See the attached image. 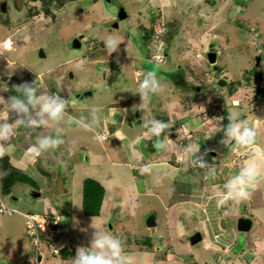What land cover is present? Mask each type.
I'll use <instances>...</instances> for the list:
<instances>
[{
    "label": "rangeland",
    "instance_id": "1",
    "mask_svg": "<svg viewBox=\"0 0 264 264\" xmlns=\"http://www.w3.org/2000/svg\"><path fill=\"white\" fill-rule=\"evenodd\" d=\"M175 1L178 4L173 0H121L128 19L119 20V29L113 24L108 30L102 27V32L96 24L113 19L118 8L108 10L111 16L107 17L103 5H117L114 0H55L50 7L53 14L48 16L42 0H0V64L10 68L6 73L11 85L2 99L8 105V100L16 99L15 91L27 96L18 90L21 76L11 69L21 61L30 66L39 61L36 74L25 75V82L35 89L31 107L36 115H40L44 94V88L38 89L33 80L39 75L42 84L54 85L60 101L70 103L62 111L82 121L76 125L71 119H60L63 128L51 131L53 126H49L46 133L38 134L31 125L22 134L18 126L17 136H26L25 145H35V168L44 172V178L50 172L48 176L54 179L49 185L45 182V188L17 182L10 196L4 197L19 213H0V264H36L31 229L20 213L51 216L50 221L63 219L64 235L55 237L56 245L60 251L75 249L71 258L55 256L41 238L37 251L43 260L39 264H73L77 248L90 247L98 231L119 239L129 264H264V0ZM21 27L23 33H15ZM7 36L16 41L10 50L2 46ZM79 36H83L82 45L75 48L73 41ZM212 47L219 53L218 71L207 58ZM254 71L260 80L253 77ZM150 72L155 75L149 76ZM145 78L155 80V90L141 87ZM219 78L227 85L218 87ZM90 91L92 96L77 98ZM48 94L52 99L51 91ZM27 104L31 105L28 99ZM139 108H143L141 118L136 116ZM103 110L107 124L100 123ZM228 120L239 125L240 133L245 128L259 133L252 140H259V149L239 143L227 132ZM158 125L164 127L156 133L153 129ZM116 131L127 142L118 140L121 147L128 146L120 155L126 159L125 166L110 163L86 168L87 153L82 149L106 152ZM101 135L107 136L105 141ZM139 135L152 141V152L146 143L143 153L142 139L129 145L134 141L130 136L137 139ZM45 138L60 143L37 151ZM81 141L86 145L80 146ZM190 146L198 150L189 154ZM110 149V160L119 159ZM205 154L209 166L199 174L192 170L193 164ZM255 159L259 172L248 196L229 195L228 185ZM13 165L26 170L25 164ZM132 165H146L145 175L137 182L141 195L131 192L137 178ZM190 172L201 179L199 187L192 185L199 181ZM2 173L0 162L1 179ZM87 178L107 184L111 193L97 217L83 212ZM70 185V196L63 194ZM150 213L157 215L155 229L146 223ZM244 216L253 219L254 225L242 234L237 223ZM198 232L202 242L191 245V236Z\"/></svg>",
    "mask_w": 264,
    "mask_h": 264
},
{
    "label": "crops",
    "instance_id": "2",
    "mask_svg": "<svg viewBox=\"0 0 264 264\" xmlns=\"http://www.w3.org/2000/svg\"><path fill=\"white\" fill-rule=\"evenodd\" d=\"M176 4H178L177 3V1H175V0H173ZM119 4H121V0H120V2H119ZM104 6V10L107 12V17L110 15L109 14V11L108 10H113L114 8H115V6L114 5H111L110 4V6H108V7H106L105 8V5H103ZM114 7V8H113ZM111 16V15H110ZM109 16V17H110ZM106 17V18H107ZM111 20H106V21H104V19L103 20H101V22L99 23V24H96L100 29H101V31L102 32H105V30H103L102 29V27H104L105 29H109V27L111 26V22L113 21V19H112V17L110 18ZM107 23H108V26H107ZM110 24V25H109ZM94 26L93 25V27H97V26ZM107 26V27H106ZM115 28V27H114ZM120 28V27H119ZM118 28V29H119ZM23 27H21V28H17L16 30H15V33H17V34H21V33H23ZM85 29H86V27H85ZM97 29V28H96ZM115 29H117V28H115ZM8 38L10 37V36H7ZM11 38V37H10ZM14 42H15V45H16V41L14 40ZM24 42V41H23ZM23 44H26V42L25 43H22L21 45H23ZM38 62L39 61H36V63H35V65H32V66H30L29 64H26V63H24L23 61H21L19 64H18V67L16 66H14V63L13 62H9V65H13L14 66V68H13V70L11 69V71H12V74H17V75H20L21 76V78H18V80H21L20 81V83H18L20 86L21 85H26V86H28V87H31L32 88V86H30V85H28V83H30V82H25L26 81V76L25 75H27V74H30L31 76H34V74H36L35 72V70H38L37 68L39 67L38 66ZM30 67H31V69H30ZM6 70H10V68H6V67H4V65H2V63L0 64V85H1V87H0V126H7L8 127V131H7V133L4 135V136H0V147H2L4 150H5V153L6 154H4V155H7V156H9L10 157V159L11 160H13L14 162H18V163H22V164H25L26 165V170H25V172L27 173V174H29V176H31L33 179H34V181L36 182V184H37V186H39V187H44L45 188V182H46V184H50L49 182H51L54 178L53 177H51L50 178V176H48V174L50 173V172H47V174L45 175L46 177V180H45V178L42 176L43 174H44V172L42 171H38L36 168H35V166H36V164H37V160H36V155H37V153L35 152V145L34 144H32V145H25V144H27L26 143V141H27V138H25L26 136H17V130H18V126H20L21 128H20V132L22 133V134H24V132H26L29 128H28V126H30L31 125V127H33V129H34V131H35V133H46L47 131H45V130H47L46 128L48 127L49 128V126H53V127H50V130L52 131H58L60 128H63V124H61L60 122V119H62V120H64V119H71V120H73V122L74 123H76V125H81L82 124V121H81V119L80 120H77L76 118H78V116H75V117H73L72 115H74L73 113L71 114L70 112L69 113H67L66 114V112L65 111H62L60 114H59V117L58 118H52V117H50L47 113H45V112H40L39 114V117L36 115V113H35V111H34V109H32V104L31 105H28L27 104V99H28V97L26 96H24L26 99H23L24 97H22L19 93H17L16 91H15V93H16V95H17V97L16 98H18V99H20L21 101H23V103H25L26 105H27V107H28V111L27 112H20V111H17L16 109H14V108H12V103L13 102H11V101H9L8 100V102H9V104L7 105L6 103H5V101L2 99V95H3V92L4 93H7V91L8 90H10V88H11V85L8 83V81L10 80L9 79V74L8 73H6ZM38 77H39V75H37L33 80H34V83H36V85L38 86V89H40V88H44V90H43V92H44V94H41V99L43 98V97H49L48 95V92L49 91H51V93L53 94L54 92L56 93V96H58V97H61L60 95H59V93H57L56 91H55V89H54V91H53V87H54V85H45L44 83L42 84L41 83V81H40V79H38ZM73 78H74V76H73ZM57 79V78H56ZM17 80V81H18ZM43 82V81H42ZM33 82H32V84H34ZM22 94H26L25 92L23 93V92H21ZM35 93V92H34ZM94 94V93H93ZM55 95V94H54ZM34 96V95H33ZM40 105V104H39ZM64 108L63 109H66L67 107H69L70 106V103L69 104H66L65 102H64ZM23 113V114H22ZM106 111H104L103 110V112H102V118H101V121H100V123L101 122H104V123H108L107 121H106ZM29 114V119H28V117H26L27 115ZM53 119V120H52ZM79 119V118H78ZM33 120H35V121H37V124H32V123H30V121H33ZM18 121H20V123H18ZM256 126H257V124H255ZM43 126H45V128L43 127ZM111 126V125H110ZM257 128V127H256ZM55 129V130H54ZM13 134H14V139H12V136H13ZM26 134V133H25ZM119 135H121L120 134V131H116L115 132V134L113 135V140H112V142L110 141V144L109 145H107V146H105V148L104 149H106L107 151L106 152H97V153H95V152H93L90 148H88L87 146L84 148V149H82V151H84V153H87V155H86V168L87 167H93V165H102V166H106V165H108V164H112V165H114V166H122V165H124L125 166V164H126V159H124L123 157H121L120 155H122V149H125V148H127L128 146L126 145V144H124V147L122 146L121 147V144H119L118 143V140L119 139H122V141H123V143H127V142H125L124 141V139H123V137H119ZM103 136L104 135H101L100 136V139H101V141H105L104 139H103ZM256 136H258V137H260V134L258 133V135H256ZM130 137H133L134 138V141L133 142H130V144L129 145H132L133 146V144L135 143V142H137L138 141V139L140 140V138H141V136L139 135L138 136V138L137 139H135L136 137H134V136H130ZM15 138L17 139V140H15ZM41 139V138H40ZM83 140V139H82ZM107 140V139H106ZM25 141V142H24ZM258 139H257V141L256 142H251L250 144H248L252 149L253 148H255V147H257L258 149H259V147H258ZM40 142V141H39ZM139 142V141H138ZM233 142V141H232ZM82 143H84V142H82L81 141V143H80V146H81V144ZM114 143L115 144H118V147L116 146V145H114ZM122 143V144H123ZM36 144V143H35ZM85 144V143H84ZM138 144V143H137ZM86 145V144H85ZM110 148H113L112 149V151H114L115 153H117L119 156H120V158L118 159H116V160H110V156L112 155V153H111V149ZM147 148V147H146ZM150 149V151L152 152V150H153V148L152 147H150L149 148ZM118 151H119V153H118ZM69 156H71L72 154H68ZM38 157V156H37ZM2 157H0V159H1ZM257 159V158H256ZM255 159V161H256V165L258 166V161ZM263 160H264V158H262ZM88 161V162H87ZM250 165V164H249ZM131 167V170L132 171H134V175H135V177H137L136 178V182L134 183V188L132 189V191L131 192H136L137 193V195H141L140 193H139V188H138V185H137V182H138V180L141 182V179H142V177L145 175V172L143 171V170H141L142 168L144 169V168H146V165H138V166H130ZM37 171H36V170ZM30 170V171H29ZM136 173L138 174V175H136ZM41 178V179H38V178ZM73 178V177H72ZM71 178V179H72ZM71 179H69L70 181H71ZM93 179H95V178H93ZM36 180H39V184H38V182L36 181ZM68 180V179H67ZM68 180V181H69ZM95 180H97L98 182H100L101 183V181H99L98 179H95ZM113 181V179L111 178V180H110V182L109 183H111ZM58 180H57V187H58ZM108 183V184H109ZM102 184V183H101ZM67 185V184H66ZM69 185V184H68ZM72 185V184H71ZM71 185L69 186V187H67V188H65L66 189V191H63L64 193L63 194H67L68 196H70V191H71ZM103 185V184H102ZM105 188H106V186H107V184L106 185H103ZM64 189V190H65ZM43 191H46V190H43ZM123 195V190L121 191V194H120V196H122ZM136 195V196H137ZM111 196V193L110 192H108L107 191V188H106V196H105V198H104V203H105V200L106 201H109V197ZM118 201V200H117ZM118 202H122V201H118ZM107 203V202H106ZM108 204V203H107ZM107 204H106V206H107ZM104 206V205H103ZM135 207V204L132 206V208H134ZM130 216V215H129ZM43 260V259H42ZM42 262V261H41Z\"/></svg>",
    "mask_w": 264,
    "mask_h": 264
},
{
    "label": "clouds",
    "instance_id": "3",
    "mask_svg": "<svg viewBox=\"0 0 264 264\" xmlns=\"http://www.w3.org/2000/svg\"><path fill=\"white\" fill-rule=\"evenodd\" d=\"M241 1H243V0H241ZM247 1H244V2H247ZM4 4L6 5V3H4ZM5 11H6V8H5ZM8 40L11 42V46L6 48V47H4V45H5V42ZM2 46L4 49L10 50L13 46H15V42L11 38L6 37L3 41ZM217 54H218V57H217V61H218L219 53H217ZM258 57H260V56H258ZM217 66H218V64H217ZM256 67H258L257 61H256ZM218 70H215V71H218ZM153 75H155V74L151 73V72L149 73V76H153ZM155 83H156L155 80H149L148 78H145L141 82V87L142 88L151 87L153 90H155ZM18 90H22L27 94L29 104L33 103V93L35 92V89L28 87L26 85H21V86H18ZM54 94L56 96V93L54 92L51 95L52 99L49 97H43L42 98L43 103L41 106V112L42 113L47 112L52 118H58L59 114L62 112L65 105H64L63 101H60L61 97H58L59 98L58 102H57V100L53 99ZM37 102H39V100ZM12 108H14L20 112H27L28 111L27 105L25 103H23V101H21L18 98L14 99V101L12 103ZM139 118H141V117H139ZM244 120H245V117H244ZM123 121H124V117H123ZM231 122H232V120L227 121V123L228 124L230 123V125H229L228 129H226V131L229 132L232 136L236 137L237 141L239 143H243V144L251 143L253 138L256 135V132L253 129L245 128L244 132L240 133L239 132V125H232ZM18 123H20V121H18ZM30 123L35 125V124H37V121L33 120V121H30ZM227 123H226V125H227ZM162 127H164V125H158L156 128L153 129V131L156 133H159V131ZM7 131H8V127L6 125L0 126V136H4L7 133ZM220 134L222 135V131L218 132V135H220ZM104 137H107V136H103V139H104ZM140 139L144 140L145 147H147L146 143H148V141H151V140H146L145 138H143L142 135H141ZM59 143H60L59 140H51L49 138L42 139L39 142V148H37V151H39L40 149L49 147V146L55 147ZM234 143H235V139L233 140L232 144H234ZM152 147H153V149H155L153 144H152ZM196 150H198V149L195 146H190L188 149L189 154H191L192 152H195ZM4 154H6L5 150L2 147H0V157H2ZM199 156H201V155H199ZM204 157H206V156H204ZM199 159L200 160L198 161L197 166L205 167L209 164V162L204 163L205 159L203 157H200ZM224 165H228V164L226 163ZM141 170H143V168ZM209 171H211V170H209ZM258 172H259V170H258V166L256 164H252V165L245 167L242 174L240 176H238L235 180H233L231 184L228 185L229 195L235 196L238 198H246L249 194L248 188L251 187L252 182H254L256 180V178L258 176ZM137 185H138V183H137ZM138 188L142 189L140 186H138ZM139 193H142V191H139ZM7 196H10V195H4L3 190H2V179L0 178V207H1V200H2V202L8 208H12L15 210V208L10 207L6 204L4 197H7ZM16 212H17V210H16ZM4 213H8V212H4ZM17 213H19V212H17ZM152 214L155 215L156 213H152ZM20 215H28V214H21L20 213ZM148 215L150 216L151 213ZM155 216H156V222H158L157 215H155ZM244 217H246V216H244ZM59 255H55V256H59ZM42 259H43V257L38 253L37 258L35 257L34 261L36 262V264H39V263H41ZM73 264H129V261H128V259H126L122 255V249H121V244H120L119 239L115 238L114 236H111V235H108V234H105L103 232L98 231L95 233L94 238L90 242V247H79V248H77V252H76V256L74 258Z\"/></svg>",
    "mask_w": 264,
    "mask_h": 264
},
{
    "label": "trees",
    "instance_id": "4",
    "mask_svg": "<svg viewBox=\"0 0 264 264\" xmlns=\"http://www.w3.org/2000/svg\"><path fill=\"white\" fill-rule=\"evenodd\" d=\"M42 1L46 5V8L44 10V12H45L44 14L46 16L52 15L53 12H52V9L50 7H51L52 3L55 2V0H42ZM54 20H56L55 17H54ZM153 32H154V30L151 29L152 34H153ZM168 44H170V43L168 42ZM252 75H253V77H257L259 80L261 78V75H258V73L256 71H254ZM229 125H230V123L229 124L227 123L226 127H229ZM222 133H223V131H222ZM202 147H203V145H202ZM204 156H206V157H204ZM200 157H203L205 159V161L207 159H209L207 154H205L203 156L201 155V156H199V158ZM199 160L200 159H196V163L193 164L194 167L192 168V170H196V171L199 170V174H200V171L204 170L203 169L204 167L197 166V163ZM0 162L2 163V172H3L2 173L3 174L2 190H3L4 195H10L11 189L13 188V186L17 182L30 184V185H33L34 187H37L36 182L34 181V179L31 176H29V174H27L25 171H22V170L14 167L15 165H13V164H15L16 162L11 160L9 156L3 155ZM207 163H208V161H207ZM191 172H190V177L198 176V175H196V173L192 174ZM188 180H190V179H188ZM195 181H197V182L199 181L198 184L196 182H194V183H192V185L199 187L198 185L200 184L201 179L197 180V177H196ZM190 182H191V180H190ZM105 196H106V189L104 188V186L101 183H99L97 180L92 179V178L85 179L83 182V209H84L83 212H84L85 216H87V217L100 216L102 206L104 205ZM52 217H54V216H52ZM145 240L150 243L148 238H145ZM74 254H75L74 248L69 249V248L65 247V248L61 249L59 256L68 259V258H71L72 256H74Z\"/></svg>",
    "mask_w": 264,
    "mask_h": 264
},
{
    "label": "water",
    "instance_id": "5",
    "mask_svg": "<svg viewBox=\"0 0 264 264\" xmlns=\"http://www.w3.org/2000/svg\"><path fill=\"white\" fill-rule=\"evenodd\" d=\"M3 10L5 11V8H3ZM118 17H120V19L122 20H125L126 19V17H127V12H126V10H125V8L124 9H122V11H121V13H120V15L118 16ZM114 27L115 28H117L118 27V24H114ZM81 38H83V36H80V37H78V38H76L74 41H73V46L75 47V48H80L81 47V45H82V43H81V41H80V39ZM41 55L44 57V52L41 50ZM207 57H208V61H209V63L211 64V65H214V70H218L219 69V67L217 66V57H218V54H217V52H215V51H210L208 54H207ZM256 61H257V66H259V64H260V57H257V59H256ZM99 67H101V64H99ZM71 78H73V74H71ZM227 85V82H226V80H224V79H220L219 81H218V87H223V86H226ZM93 95V92H85V93H83V94H78L77 95V98H80L81 100H84V99H86V98H88L89 96H92ZM142 113H143V109L142 108H140L139 110H138V113H137V117H141L142 116ZM241 120L243 121L244 120V117H242L241 118ZM123 121V117H121V122ZM239 122H241L240 120H239ZM130 124H132V122H130ZM141 148L140 149H142V151H143V153L146 155V147H145V143H144V140H141ZM36 196L37 197H39L40 196V193H37L36 194ZM146 223H147V226L148 227H151V228H153V229H155L156 228V225H157V222H156V216L155 215H153V214H151L148 218H147V220H146ZM253 220L252 219H250V218H246V217H241L239 220H238V223H237V230L240 232V233H248V232H250L251 230H252V228H253ZM202 240H203V236H202V234L201 233H196V234H194L193 236H191V238H190V243H191V245H196V244H198V243H200V242H202Z\"/></svg>",
    "mask_w": 264,
    "mask_h": 264
},
{
    "label": "built area",
    "instance_id": "6",
    "mask_svg": "<svg viewBox=\"0 0 264 264\" xmlns=\"http://www.w3.org/2000/svg\"><path fill=\"white\" fill-rule=\"evenodd\" d=\"M247 1V0H243ZM11 42L8 40L5 42L4 47H10ZM53 99L59 100L58 96L53 97ZM0 212H13L17 213L16 210L12 208H8L1 200V207H0ZM25 218L27 219V226L30 228L31 232V239H32V244L34 248L36 249L35 251V257L37 258L38 256V246L40 244L41 238L46 240L49 244V246L52 248V251L55 253V255L60 254V250L56 245V240L55 237L59 235H64V232L62 231L61 225L63 220L54 217L53 220L50 221V216L49 217H39V216H30V215H25Z\"/></svg>",
    "mask_w": 264,
    "mask_h": 264
},
{
    "label": "flooded vegetation",
    "instance_id": "7",
    "mask_svg": "<svg viewBox=\"0 0 264 264\" xmlns=\"http://www.w3.org/2000/svg\"><path fill=\"white\" fill-rule=\"evenodd\" d=\"M112 1H113V0H111V2H112ZM114 1L117 3V5H114V4H111V5H114L115 8H117V7H118V8H117L116 15L113 17V21L111 22V25H113V24H115V23L118 24V27H117V29H118V28H119V20H121L120 17H118V16L120 15L122 9H124L125 7H124L123 4H122V5L119 4L120 0H119V1L114 0ZM212 1H213V0H212ZM212 3L214 4L215 2L213 1ZM126 12H127V11H126ZM127 14H128V13H127ZM127 17H128V15H127ZM127 17H126V19H128ZM126 19H125V20H126ZM143 36H144V39H146V36H145V35H143ZM210 51H215V52L218 53V51H217L216 49H214L213 47L210 49ZM210 51H209V52H210ZM209 52H208V53H209ZM212 67H214V65H213ZM219 79H220V78H219ZM217 83H218V82H217ZM142 109H143V108H142ZM138 110H139V109H138ZM138 110H137V113H138ZM137 113H136V115H137ZM151 142H152V141H150V142L148 141V146H149V147H152V145H151L152 143H151Z\"/></svg>",
    "mask_w": 264,
    "mask_h": 264
}]
</instances>
